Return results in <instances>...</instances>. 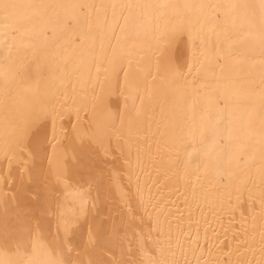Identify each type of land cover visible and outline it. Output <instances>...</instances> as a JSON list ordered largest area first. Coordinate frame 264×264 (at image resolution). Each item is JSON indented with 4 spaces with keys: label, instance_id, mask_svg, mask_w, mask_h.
I'll return each mask as SVG.
<instances>
[{
    "label": "bare ground",
    "instance_id": "6f19581e",
    "mask_svg": "<svg viewBox=\"0 0 264 264\" xmlns=\"http://www.w3.org/2000/svg\"><path fill=\"white\" fill-rule=\"evenodd\" d=\"M4 2L0 257L264 264L253 0ZM92 2L132 3V19L75 7Z\"/></svg>",
    "mask_w": 264,
    "mask_h": 264
},
{
    "label": "snow or ice",
    "instance_id": "6c2138e0",
    "mask_svg": "<svg viewBox=\"0 0 264 264\" xmlns=\"http://www.w3.org/2000/svg\"><path fill=\"white\" fill-rule=\"evenodd\" d=\"M17 7H18V5H16V4L7 3V2H4V0H0V11L4 12L6 17H7L8 11L10 9L14 10ZM75 7L87 9L89 14L92 11H100V10L105 9V8H111L113 10V13H112L113 19L116 20L117 23L120 20H122L124 22V24H129L131 19H132L131 18V10L134 7V5L132 3H124V4L110 3L108 5H105L103 3L92 2V3H84V4L76 5ZM135 7H144V5L137 4V5H135ZM245 7L258 10L260 21H261V26H262V31H264V0H253L252 3L245 4ZM117 8L120 9V13H121L119 16H117L116 11H115ZM125 12H127L128 14L125 15L124 14ZM261 43H262V45H264V37H262ZM116 86L119 87V81L118 80H117ZM221 98L224 101L225 109L230 104L236 103L239 99L237 96H235L232 93L224 94ZM221 111L223 112V109ZM222 119H223L222 116L217 117L218 122ZM262 127H264V126H262ZM38 134H39V130H37V133H34L33 135H34V137H36V136H38ZM45 135H46V132H45ZM214 142L215 141H213V143ZM42 226H43L42 224L38 225V227H41V228H42ZM29 228L31 229L30 224H29ZM8 243H9V241L5 240V247H7ZM67 243L71 244V240H69ZM60 247H61V250L64 249L65 246H64L63 242H61ZM68 251L70 252L71 249H68ZM0 264H11V261L0 257ZM47 264H72V262L69 259L57 258L53 261L47 262ZM81 264H83V262H81ZM97 264H134V262H132V261H126V262L98 261ZM139 264H145V262L143 260H141V261H139ZM147 264H159V262L154 260V259H149L147 261Z\"/></svg>",
    "mask_w": 264,
    "mask_h": 264
}]
</instances>
